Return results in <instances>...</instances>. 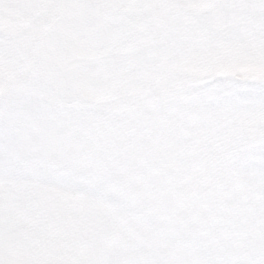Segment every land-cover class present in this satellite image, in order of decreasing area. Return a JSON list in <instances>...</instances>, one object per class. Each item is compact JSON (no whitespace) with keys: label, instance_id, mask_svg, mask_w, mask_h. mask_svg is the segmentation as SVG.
<instances>
[{"label":"snow or ice","instance_id":"obj_1","mask_svg":"<svg viewBox=\"0 0 264 264\" xmlns=\"http://www.w3.org/2000/svg\"><path fill=\"white\" fill-rule=\"evenodd\" d=\"M0 264H264V0H0Z\"/></svg>","mask_w":264,"mask_h":264}]
</instances>
